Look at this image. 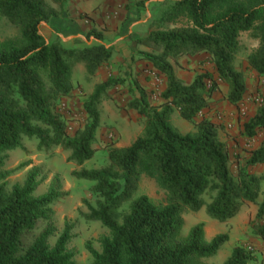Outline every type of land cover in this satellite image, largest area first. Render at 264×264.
Masks as SVG:
<instances>
[{
    "label": "trees",
    "instance_id": "obj_1",
    "mask_svg": "<svg viewBox=\"0 0 264 264\" xmlns=\"http://www.w3.org/2000/svg\"><path fill=\"white\" fill-rule=\"evenodd\" d=\"M68 1L53 0L60 6ZM54 17L43 0H0V20L18 31L15 39L0 42V264H78L67 248L72 225L66 223L50 244L55 236L52 205L67 196L59 177L44 194L36 195L40 168L30 169L21 185H10L12 171L3 170L6 153L24 149L23 138L36 140L39 150L68 152L67 161L77 166L91 161L98 151L97 106L112 81L97 85L83 102L85 124L72 136L56 108L72 91L71 65L80 62L88 75H94L110 61L113 48L96 32L88 33L86 40L93 38L97 44L81 49L47 43L39 28ZM151 26L153 31L134 42L152 51H138L137 56L164 77L162 102L152 105L148 94L137 88L129 108L143 120L141 134L127 148H110L105 166L71 173L73 179L93 184L95 202L85 203L86 219L108 231L99 241V251L85 244L90 264H202L201 259L213 256L228 241L226 234L206 241L202 223L180 236L183 213L202 207L208 220L222 224L237 217L246 203L255 205L252 228L264 240V193L258 202L264 182V138L238 163L233 176L220 127L200 118L216 90L215 79L203 74L185 84L172 64L206 54L217 79L227 86V102L236 107L245 94L244 77L235 69L242 33L258 42L247 56L248 68L264 76V0H176ZM175 112L193 125L191 132L182 134L172 125ZM259 130L264 131V105L244 124L243 135L250 139ZM258 167L263 168L259 175L254 173ZM142 176L164 192L165 205L139 194ZM41 223L43 230L24 245L23 237ZM251 261L247 251L235 247L223 264Z\"/></svg>",
    "mask_w": 264,
    "mask_h": 264
},
{
    "label": "rangeland",
    "instance_id": "obj_2",
    "mask_svg": "<svg viewBox=\"0 0 264 264\" xmlns=\"http://www.w3.org/2000/svg\"><path fill=\"white\" fill-rule=\"evenodd\" d=\"M172 1L176 0H69L60 6L53 0H43L49 9L56 13V17L51 19L48 25L41 24L39 28L47 43L59 41L66 49H81L97 44L93 38L86 40L88 33L96 32L103 37L107 46L113 48L110 61L100 67L94 75H88L80 62L76 61L71 65L72 91L68 97L59 101L56 108L65 123L68 135L72 136L85 124L83 102L92 95L97 85L112 81L97 106L100 126L95 137V147L98 151L94 158L82 166H77L67 161L68 152L60 148L39 150L36 140L23 138L24 149L6 153L3 167L4 171H12L7 179L10 185H21L30 169L40 168L36 195L44 194L51 180L55 176L59 177L62 190L67 196L52 205L51 222L55 236L50 240V244L54 243L66 223L72 225V238L67 248L75 254L78 264L91 263L85 244L90 243L92 248L99 251V241L108 235V231L100 223L86 219L88 210L85 203L93 206L95 202L90 192L93 184L77 181L71 177V173L80 169H98L105 166L110 148H127L141 134L143 120L129 108L137 88L148 94L152 105L157 106L162 102L160 94L165 89V79L152 66L138 59V51H152L136 45L134 41L146 37L154 30L152 21ZM157 3L159 5H156ZM16 37L18 31L0 20V42ZM238 41L241 51L236 57L235 69L244 77L245 94L236 107L227 102V86L217 79L206 54L183 57L172 63L177 78L185 84L203 74L215 79L216 90L200 118L204 117L220 127L219 137L228 147L230 172L233 176L236 174L238 163L242 164L248 158L249 151L255 149L264 138L262 130L257 131L250 139L243 135L244 124L264 105V76H258L247 66V56L256 51L258 42L251 39L249 33H242ZM206 83L209 86L208 80ZM171 122L182 134L193 130V125L180 119L177 112L173 114ZM20 165L22 166L18 168ZM261 192L258 202L264 193V182ZM139 194L147 196L155 205L166 204V195L149 177L142 176ZM255 213L256 206L246 203L238 215L239 223L235 226L230 224L231 220L222 224L208 220L205 207L199 212L185 211L182 215L180 236L185 237L193 226L202 223L206 241L219 234L228 236V241L213 256L200 260L202 264H223L235 247H241L250 254L252 261L249 264H260L264 259V240L257 236L252 228ZM44 227L45 224L41 223L37 230L26 234L23 237L24 245L30 244Z\"/></svg>",
    "mask_w": 264,
    "mask_h": 264
},
{
    "label": "crops",
    "instance_id": "obj_3",
    "mask_svg": "<svg viewBox=\"0 0 264 264\" xmlns=\"http://www.w3.org/2000/svg\"><path fill=\"white\" fill-rule=\"evenodd\" d=\"M254 172H256L257 174H260V173L263 172V168H262V167H258V168H256V169L254 170ZM230 222H231L230 224L236 226V225L239 223V216L236 217L235 219H232Z\"/></svg>",
    "mask_w": 264,
    "mask_h": 264
},
{
    "label": "water",
    "instance_id": "obj_4",
    "mask_svg": "<svg viewBox=\"0 0 264 264\" xmlns=\"http://www.w3.org/2000/svg\"><path fill=\"white\" fill-rule=\"evenodd\" d=\"M92 41V40H91ZM89 44V43H88Z\"/></svg>",
    "mask_w": 264,
    "mask_h": 264
}]
</instances>
